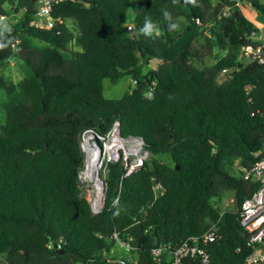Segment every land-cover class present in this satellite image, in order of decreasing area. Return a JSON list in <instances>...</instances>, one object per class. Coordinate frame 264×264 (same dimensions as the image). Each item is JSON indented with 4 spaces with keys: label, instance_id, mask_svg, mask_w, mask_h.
I'll return each instance as SVG.
<instances>
[{
    "label": "trees",
    "instance_id": "obj_1",
    "mask_svg": "<svg viewBox=\"0 0 264 264\" xmlns=\"http://www.w3.org/2000/svg\"><path fill=\"white\" fill-rule=\"evenodd\" d=\"M37 1L0 0V16L13 17L0 25V69L14 56L24 68L18 82L0 74V257L170 264L174 246L219 219L207 264H246L240 211L258 182L232 169L251 168L264 150V65L241 55L262 42L244 4L264 17V0H66L53 9L65 22L51 28L31 24ZM152 60L158 66L144 70ZM123 77L131 87L107 97L104 79ZM116 119L122 134L143 136L151 157L124 179L121 162L111 163L105 207L94 214L79 180L80 138ZM225 195L233 205H216ZM114 232L133 246L124 256L113 253Z\"/></svg>",
    "mask_w": 264,
    "mask_h": 264
},
{
    "label": "built area",
    "instance_id": "obj_2",
    "mask_svg": "<svg viewBox=\"0 0 264 264\" xmlns=\"http://www.w3.org/2000/svg\"><path fill=\"white\" fill-rule=\"evenodd\" d=\"M64 1L66 0H38L35 17L31 21V24L40 28H51L57 23H64L65 18L53 15L55 5ZM251 36L262 42L257 46L253 44L242 46L241 55L264 65V33L253 31ZM233 69L232 67L223 68L218 79L223 80ZM148 95H152L151 91L148 92ZM80 148L84 159L83 166L79 171V180L81 187L82 183H85L91 191V196L87 198L91 211L94 214L100 213L105 207L106 175L109 171V165L121 162L123 165L121 179H124L143 167L151 157V152L143 136L140 134H122L121 121L119 119H116L111 128L104 134L83 133L80 138ZM256 155L259 158L251 168L243 167L236 162L232 169L233 173L242 170L246 179L258 182L257 188L243 201L240 211L239 221L246 231L247 245L251 247L246 257V264H264V150L257 151ZM98 157L102 184L99 195H97V190L88 183L86 176L87 164L93 158ZM159 186L160 184H156L154 188L157 189ZM120 190L121 186L118 195L112 201L110 207L118 202ZM230 200L233 204L234 198L232 196ZM218 233L219 219L211 222L201 234L184 238L178 245L172 248L170 252V264H207L210 260L211 244L217 239ZM113 238L119 246L126 247L128 251L133 248L129 241H123L120 238L118 232H114ZM162 250L160 246L155 248L153 253L158 257L161 255Z\"/></svg>",
    "mask_w": 264,
    "mask_h": 264
},
{
    "label": "rangeland",
    "instance_id": "obj_3",
    "mask_svg": "<svg viewBox=\"0 0 264 264\" xmlns=\"http://www.w3.org/2000/svg\"><path fill=\"white\" fill-rule=\"evenodd\" d=\"M245 3H248L247 1ZM251 6V5H250ZM250 8V7H249ZM222 10V9H221ZM251 12L252 9L250 8ZM246 11V10H245ZM248 14L250 12L246 11ZM3 18V20H0V25L4 24L5 22H9L13 19L11 15H8L7 17L0 16ZM255 21H261L264 23V17L263 16H257ZM72 27L75 29L76 27L73 25ZM203 41L202 39L198 40L196 43V46L199 48L202 45ZM222 54V51L220 49H216L213 51V54H207L204 60L205 65H210L214 63L216 58ZM159 64L158 60H152L149 65L144 66V70H147L148 67H157ZM0 74L4 75L7 79L18 82L23 76H24V68L21 60L14 56L11 58V60L0 69ZM132 80L129 77H123L119 79L116 83L112 82L110 79L106 78L104 79V94L107 97H120L127 89H129L132 85ZM6 99V94L3 90H0V125L3 123L5 119V110L3 107V103ZM164 159L169 160V157L165 156ZM103 173V172H102ZM101 173V175H102ZM104 175V174H103ZM82 187L84 189L85 195L89 198L91 196V191L89 187L82 183ZM231 195H225L222 199L215 201V204L218 206H221L222 208L231 207L233 204L230 200ZM113 253L119 256H124L126 253H128V250L126 247L123 246H117L113 249ZM0 264H8L7 261L0 257Z\"/></svg>",
    "mask_w": 264,
    "mask_h": 264
},
{
    "label": "bare ground",
    "instance_id": "obj_4",
    "mask_svg": "<svg viewBox=\"0 0 264 264\" xmlns=\"http://www.w3.org/2000/svg\"><path fill=\"white\" fill-rule=\"evenodd\" d=\"M86 176L88 179V183L97 190V195H99L102 188L99 171V157L93 158L92 161L87 164Z\"/></svg>",
    "mask_w": 264,
    "mask_h": 264
},
{
    "label": "crops",
    "instance_id": "obj_5",
    "mask_svg": "<svg viewBox=\"0 0 264 264\" xmlns=\"http://www.w3.org/2000/svg\"><path fill=\"white\" fill-rule=\"evenodd\" d=\"M252 9L253 12H251L250 8ZM250 12L249 14L246 12V11ZM243 11L246 13V15L261 29V32L264 33V23H262L261 21L257 22L255 21L256 20V17L257 16H262L260 14H258V12L256 10H254L249 3H245L244 4V8H243Z\"/></svg>",
    "mask_w": 264,
    "mask_h": 264
},
{
    "label": "water",
    "instance_id": "obj_6",
    "mask_svg": "<svg viewBox=\"0 0 264 264\" xmlns=\"http://www.w3.org/2000/svg\"><path fill=\"white\" fill-rule=\"evenodd\" d=\"M223 7H225V4L222 1H218L214 7V15L217 16Z\"/></svg>",
    "mask_w": 264,
    "mask_h": 264
},
{
    "label": "clouds",
    "instance_id": "obj_7",
    "mask_svg": "<svg viewBox=\"0 0 264 264\" xmlns=\"http://www.w3.org/2000/svg\"><path fill=\"white\" fill-rule=\"evenodd\" d=\"M187 2H193V0H187ZM0 20H3V18L0 17Z\"/></svg>",
    "mask_w": 264,
    "mask_h": 264
}]
</instances>
